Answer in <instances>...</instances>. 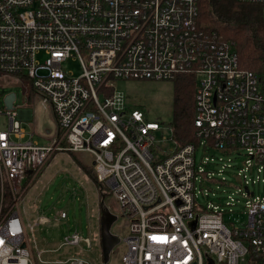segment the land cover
Masks as SVG:
<instances>
[{
  "label": "built area",
  "instance_id": "2783aa9c",
  "mask_svg": "<svg viewBox=\"0 0 264 264\" xmlns=\"http://www.w3.org/2000/svg\"><path fill=\"white\" fill-rule=\"evenodd\" d=\"M69 59L78 73L65 69ZM0 73L26 80L57 124L40 143L23 112H3L0 264H104L102 251L100 262L79 251L43 257L80 245L77 229L35 253L28 228L46 218L28 222L20 206L52 156L72 151L93 155L98 181L126 218L120 264H264V75L243 67L223 34L200 26L198 0H0ZM182 74L196 77L199 141L166 149L160 123L128 106L116 83ZM225 171L240 180L226 200L244 206L240 225L223 219L232 208L200 200L226 184Z\"/></svg>",
  "mask_w": 264,
  "mask_h": 264
},
{
  "label": "rangeland",
  "instance_id": "374dc122",
  "mask_svg": "<svg viewBox=\"0 0 264 264\" xmlns=\"http://www.w3.org/2000/svg\"><path fill=\"white\" fill-rule=\"evenodd\" d=\"M64 67L76 73L80 70L79 61L74 59L64 62ZM25 81L23 78L0 73V127L6 124L7 119V115L3 113L8 109L4 96L14 91L16 99L12 109L17 112L23 111L20 114L23 127L27 131L34 129V138L39 139L40 143H46L48 138L43 137L42 133L47 127L54 128L55 120L50 109L41 103L38 95L32 93L29 96V88ZM116 86L119 91L129 97V101L134 105L132 107L144 111L147 120L160 123L162 129L157 131V136L160 137L163 134L166 138L164 147L173 149L175 143L171 137L172 128L169 125L173 120V81L119 80ZM25 112L29 113V117ZM79 159L88 166L94 167V157L89 152H58L52 156L42 172L32 181L20 206L28 222H35L42 216L46 218V220H40L34 228H28L35 253L37 250L58 248L64 236L77 229L82 235L80 245L65 246L55 253H44L43 257H63L82 251L83 255L94 262H100L101 201L103 200V204L117 216L112 225L113 233L120 238L124 237L128 232V225L118 208L114 195L105 189L101 197L98 184L86 173ZM221 176L225 177L226 184L212 185L216 192L213 194L210 190L208 196L200 194V200L216 202L226 209L232 208L231 211L224 212L223 219L226 223L240 225L247 220V214L243 211L244 206L240 203L226 205L228 194L233 193L237 197L235 190L240 180L236 173L231 171H225ZM257 191L260 190L257 189ZM62 210L67 213L66 218L60 217ZM124 250V244L120 241L111 250L107 263L120 264Z\"/></svg>",
  "mask_w": 264,
  "mask_h": 264
},
{
  "label": "trees",
  "instance_id": "16d2710c",
  "mask_svg": "<svg viewBox=\"0 0 264 264\" xmlns=\"http://www.w3.org/2000/svg\"><path fill=\"white\" fill-rule=\"evenodd\" d=\"M198 8L200 26L208 32L223 34L234 43L241 65L264 75V4L243 0H198ZM173 83V120L169 124L172 128L171 137L176 140L177 147L189 142L197 143L196 77L193 74H182ZM126 100L128 106H134L128 96ZM79 162L98 184L102 197L105 188L98 181L94 168L80 159Z\"/></svg>",
  "mask_w": 264,
  "mask_h": 264
},
{
  "label": "water",
  "instance_id": "95a60500",
  "mask_svg": "<svg viewBox=\"0 0 264 264\" xmlns=\"http://www.w3.org/2000/svg\"><path fill=\"white\" fill-rule=\"evenodd\" d=\"M16 99V94L14 91H10L5 94L4 101L7 108H14V100ZM94 164V161H93ZM104 196V194H103ZM101 208V219H100V244L102 248V257L104 264L109 260L110 252L115 247L116 244L120 242V237L112 232V225L116 220L117 216L113 214L108 207L103 204V200L100 203ZM196 221H193L195 224Z\"/></svg>",
  "mask_w": 264,
  "mask_h": 264
},
{
  "label": "crops",
  "instance_id": "0c3cea01",
  "mask_svg": "<svg viewBox=\"0 0 264 264\" xmlns=\"http://www.w3.org/2000/svg\"><path fill=\"white\" fill-rule=\"evenodd\" d=\"M21 112H23V111H21ZM51 112V111H50ZM51 114H52V112H51ZM52 116H53V114H52ZM53 118H54V116H53ZM55 120V119H54ZM31 132H33L34 134H35V131H34V129H31L30 130ZM56 131H57V124H56V122H55V127L53 128V127H47L46 129H45V131L42 133V136L43 137H46V138H48V141H50V139H51V137L56 133ZM33 137H35V136H33ZM35 139V138H34ZM35 140H37V139H35ZM39 140V139H38ZM37 140V141H38ZM40 141V140H39ZM38 141V142H39ZM47 141V142H48ZM46 142V143H47Z\"/></svg>",
  "mask_w": 264,
  "mask_h": 264
},
{
  "label": "flooded vegetation",
  "instance_id": "af4514ba",
  "mask_svg": "<svg viewBox=\"0 0 264 264\" xmlns=\"http://www.w3.org/2000/svg\"><path fill=\"white\" fill-rule=\"evenodd\" d=\"M100 216H101V208H100Z\"/></svg>",
  "mask_w": 264,
  "mask_h": 264
}]
</instances>
